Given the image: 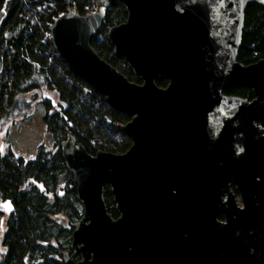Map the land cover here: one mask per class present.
Here are the masks:
<instances>
[{
    "label": "water",
    "instance_id": "1",
    "mask_svg": "<svg viewBox=\"0 0 264 264\" xmlns=\"http://www.w3.org/2000/svg\"><path fill=\"white\" fill-rule=\"evenodd\" d=\"M116 1L128 17L108 37L142 83L91 45L105 8L63 13L51 27L70 68L132 117L124 153L91 154L72 134L62 143L83 204L72 242L82 258L66 252L65 263L264 264V57L238 60L247 5L264 0L101 3ZM238 85L254 98L227 93Z\"/></svg>",
    "mask_w": 264,
    "mask_h": 264
},
{
    "label": "trees",
    "instance_id": "2",
    "mask_svg": "<svg viewBox=\"0 0 264 264\" xmlns=\"http://www.w3.org/2000/svg\"><path fill=\"white\" fill-rule=\"evenodd\" d=\"M102 8L105 17L91 45L129 80L142 83L108 37L112 26L127 20L121 1L104 7L101 0H0V131L18 117L31 118L37 104L52 142L51 146L42 142L30 157L18 153L10 139L5 151H0V200L10 199L13 206L7 212L0 264H66V252L75 260L82 258L72 245L83 204L63 153L68 134L94 155L124 153L132 145L123 128L132 117L114 108L72 70L51 36L54 20L63 13L86 15ZM263 57L264 4L253 2L245 11L238 60L252 64ZM156 83L166 87L169 80L160 75ZM45 91L54 92L58 101ZM227 93L249 100L255 96L245 85L231 86ZM104 198L117 218L120 214L109 185Z\"/></svg>",
    "mask_w": 264,
    "mask_h": 264
},
{
    "label": "rangeland",
    "instance_id": "3",
    "mask_svg": "<svg viewBox=\"0 0 264 264\" xmlns=\"http://www.w3.org/2000/svg\"><path fill=\"white\" fill-rule=\"evenodd\" d=\"M44 95H49L51 98L58 101V96L54 92L45 91ZM33 115L28 120L18 117L13 123H8L9 126L0 131V151H5L9 143V139L14 144V149L27 157L33 156L38 146L42 142L52 145L49 135L46 133V126L43 122V109L39 105H35ZM237 199L240 203L239 196ZM4 202L0 200V253L5 250L2 245V237L6 227L7 211L3 207Z\"/></svg>",
    "mask_w": 264,
    "mask_h": 264
},
{
    "label": "snow or ice",
    "instance_id": "4",
    "mask_svg": "<svg viewBox=\"0 0 264 264\" xmlns=\"http://www.w3.org/2000/svg\"><path fill=\"white\" fill-rule=\"evenodd\" d=\"M3 207L7 210H11V202H7L6 204L3 205ZM0 226H2V221H0Z\"/></svg>",
    "mask_w": 264,
    "mask_h": 264
}]
</instances>
